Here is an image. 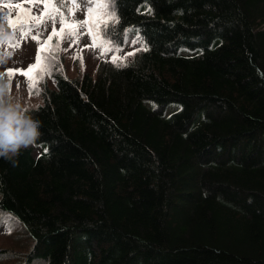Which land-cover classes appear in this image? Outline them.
<instances>
[{
    "label": "trees",
    "instance_id": "trees-1",
    "mask_svg": "<svg viewBox=\"0 0 264 264\" xmlns=\"http://www.w3.org/2000/svg\"><path fill=\"white\" fill-rule=\"evenodd\" d=\"M107 2L96 44L134 54L53 72L0 158L21 264H264V0Z\"/></svg>",
    "mask_w": 264,
    "mask_h": 264
},
{
    "label": "rangeland",
    "instance_id": "rangeland-1",
    "mask_svg": "<svg viewBox=\"0 0 264 264\" xmlns=\"http://www.w3.org/2000/svg\"><path fill=\"white\" fill-rule=\"evenodd\" d=\"M102 4V0H77L76 3L69 0H0V83L6 82L11 95L21 98L22 102L41 105V88L52 84L53 72L61 71L71 78L85 73L95 75L100 63L106 62L103 57L108 62L115 57L101 54L88 25L89 17L98 23ZM9 12L11 14L6 16ZM17 17L23 21L19 30L5 22H15ZM69 26L75 29L71 35L62 33L61 39L52 38L48 68L40 73L42 79L34 88L30 89L28 78L19 72L8 75L9 70H27L35 64L41 43L53 32H68ZM135 47L129 45L131 51L124 55L125 59L130 58ZM45 55L47 53H42V57ZM39 151L38 148L34 150L35 154ZM31 246L21 225L0 215V264H21Z\"/></svg>",
    "mask_w": 264,
    "mask_h": 264
},
{
    "label": "clouds",
    "instance_id": "clouds-1",
    "mask_svg": "<svg viewBox=\"0 0 264 264\" xmlns=\"http://www.w3.org/2000/svg\"><path fill=\"white\" fill-rule=\"evenodd\" d=\"M39 107L12 96L7 83H0V158L14 161L21 151L36 143L42 123L32 113Z\"/></svg>",
    "mask_w": 264,
    "mask_h": 264
},
{
    "label": "snow or ice",
    "instance_id": "snow-or-ice-1",
    "mask_svg": "<svg viewBox=\"0 0 264 264\" xmlns=\"http://www.w3.org/2000/svg\"><path fill=\"white\" fill-rule=\"evenodd\" d=\"M28 2H32V0H28ZM10 7L11 5H9V8ZM17 8H19V5H17ZM10 14H11L10 12L6 13V16ZM28 14L30 15V13ZM5 22L12 23L13 26L17 27V30H19V28L22 27V24H23V21L19 17H17V21L15 22L8 21V20H6ZM73 32H75V29H72L70 26H69L68 32H63V30H61L60 32H53L52 35L49 36L46 41L41 43V47L39 49V53H47V55L42 57L41 54H38L36 57V63L33 65H30L27 70H22V69L21 70H9L8 75L13 76L16 74V72H19L20 75H23L28 78L30 89L34 88L36 84L38 83V81L42 79V76L40 75V73H43L48 68L47 61L51 58L52 46L50 42L52 38L56 37L58 39H61L62 33L64 35H71ZM37 42L40 43L39 38H37Z\"/></svg>",
    "mask_w": 264,
    "mask_h": 264
}]
</instances>
